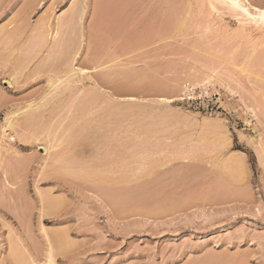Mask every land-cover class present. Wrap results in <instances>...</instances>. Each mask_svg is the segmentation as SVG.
Wrapping results in <instances>:
<instances>
[{
	"label": "rangeland",
	"instance_id": "obj_1",
	"mask_svg": "<svg viewBox=\"0 0 264 264\" xmlns=\"http://www.w3.org/2000/svg\"><path fill=\"white\" fill-rule=\"evenodd\" d=\"M108 1L0 0V264H264V28L208 0H133L134 5L131 0L129 6L134 7L129 10L124 0L115 1L123 8ZM248 1L252 9L264 6V0ZM72 8L76 14L83 10L82 22L70 24L78 26L74 32L65 26ZM116 8L120 15L124 10L128 16L133 10V15L120 17ZM59 17L65 18L60 26L70 30L60 27L62 37L79 36L72 38L77 46L72 39V46L68 43L72 52L66 50L73 59L71 65L77 71L84 69L80 75L84 83L79 86L84 95L85 89L87 95L93 92L94 99L100 94L99 101L91 99L93 105L89 96L86 99L103 108L89 109V104V112L85 111L80 100L86 96L81 95L82 105L77 107H84V113L76 110L73 114L80 116L64 124L68 123L65 131L75 119L77 128L69 127L74 131L68 136L74 137L71 145L72 138H65L63 127L55 142L46 134L41 138L43 132L37 128L34 134L33 128L27 131L22 123L25 115H21L29 103L39 101L61 69L58 64L65 55L53 57L46 52L55 47L48 25L57 27ZM179 21H185L182 29ZM135 36L143 38V44ZM4 54L12 57L7 60ZM96 72L100 78L112 75L111 82L101 80ZM95 77L102 84L94 82ZM104 101L117 104L109 107ZM118 103L125 111H114ZM109 109L111 117L106 116ZM94 111L102 114L91 117L93 121L89 116ZM87 118L98 126H89ZM107 120L112 123L107 125ZM77 121L86 126L82 131ZM59 139L68 143L58 147ZM76 141L73 149L67 148ZM60 148L70 153L67 159L76 155L81 163H67L65 168L70 169L64 170L67 159ZM109 148L116 151L111 153ZM89 154L99 160H90Z\"/></svg>",
	"mask_w": 264,
	"mask_h": 264
},
{
	"label": "bare ground",
	"instance_id": "obj_2",
	"mask_svg": "<svg viewBox=\"0 0 264 264\" xmlns=\"http://www.w3.org/2000/svg\"><path fill=\"white\" fill-rule=\"evenodd\" d=\"M105 1H107V0H105ZM109 1H110V0H109ZM109 1H108L107 4H109ZM115 1H117V0H114V3L118 4V3H117L118 1H117V2H115ZM121 1H123V0H121ZM130 1H131V0H129V2H128V0H127V1H126V0L123 1L124 6L128 4V10H129V8L131 9V8L134 7V6H133V7H130V6H132V5H130V4H131ZM134 1H135V0H134ZM134 1L132 0V4H133V5H134V3H133ZM208 1H209L210 3H212V5H215L216 3H217L218 5L221 4V5L224 6V7H225V5H226V7H227V8L229 7L230 10H232L233 12L236 11V14H237V13H238V14L240 13V14H239L240 16L243 15V16L247 17V18L244 17V19H246V20L249 19L251 23L254 22V23L256 24V26H257V25L259 26L260 29H261L262 27L264 28V6H263V8H262V7H261V8H256V7L254 6L253 8H255V9H252L251 6H253V5L250 3V4H251V6H250V4H249L250 1H248V0H208ZM84 2H85V0H84ZM84 2H83V3H84ZM99 2H101V1H99ZM110 2H111V1H110ZM126 2H127V3H126ZM137 2H138V1H137ZM94 3H95V2H94ZM97 3H98V2H97ZM112 3H113V1H112ZM119 3H120V2H119ZM200 3H201V2H200ZM78 4H82V3L80 2V3H78ZM100 4H101V3H100ZM104 4H105V3H104ZM120 4H121V3H120ZM120 4H118V7H122V8H123L122 5L119 6ZM135 4H136V2H135ZM223 4H224V5H223ZM82 5H83V4H82ZM82 5H79V8H80V7L84 8ZM85 5H86V3L84 4V6H85ZM92 5H93V4H92ZM94 5H95V4H94ZM97 5H99V4H96V6H97ZM114 5H115V4H114ZM114 5H113V6H114ZM129 5H130V6H129ZM190 5H191V4H190ZM218 5H216L217 8H218ZM221 5H220V6H221ZM89 6H90V5H89ZM101 6H102V4H101ZM109 6H110V5H109ZM109 6H107V7H109ZM205 6H206V5H205ZM220 6H219V7H220ZM71 7H72V6H71ZM74 7H75V9L77 8L76 6H74ZM107 7H106V6H103V8H107ZM116 7H117V5H116ZM137 7H139V4H138ZM137 7H136V8H137ZM208 7H209V5H208ZM226 7H225V8H226ZM85 8H86V7H85ZM97 8H98V7H97ZM103 8H101V9H103ZM122 8H121V10H122ZM191 8H192V7H191ZM229 8H228V9H229ZM75 9L72 8V12H73V10H75ZM110 9H111V7H110ZM114 9H115V7L113 8V11H114ZM116 9H117V10L115 11L116 14H117V13L119 14L120 9H119V10H118V8H116ZM137 9H138V8H137ZM139 9H140V8H139ZM188 9H189V8H188ZM202 9H203V8H202ZM214 9H215V7H214ZM80 10H82V9H80ZM80 10L77 11L78 14H80ZM85 10H86V9H85ZM85 10H84V11H85ZM95 10H96V9H95ZM123 10H124V9H123ZM123 10H122V11H123ZM191 10H192V9H191ZM230 10H229V11H230ZM69 11H71V10H69ZM82 11H83V10H82ZM100 11H101V10H100ZM106 11H107V10H105V12H106ZM108 11H109V8H108ZM124 11H125V10H124ZM124 11H123V13H121V15L119 14L120 17H121L123 14H124V15L126 14L127 17H129V16L131 15L130 13H132L133 10L128 11V12H129V16H128V13H126V12L124 13ZM126 11H127V9H126ZM203 11H204V10H203ZM212 11H213V9H212ZM232 11H231V12H232ZM67 12H68V11H67ZM67 12H66V13H67ZM72 12H70V13H72ZM75 12H76V11H75ZM115 12H114V13H115ZM142 12H143V11H142ZM217 12H218V11H217ZM233 12H232V13H233ZM66 13H65V14H66ZM103 13H104V11H103ZM106 13H107V12H106ZM67 14H68V13H67ZM67 14H66V15H67ZM78 14H76V13L73 12L72 15H70L71 17H70V16L68 17V15H69V14H68L67 17H65V18H67V19L65 20V21L68 23V24L66 23L67 25L64 23V19H65V18L63 19V17H61V19H60V17H59V19L57 20V24H56L57 27H55L54 29L52 28L53 26L48 25V26L50 27V29L52 30V34H51L52 36H51V35H50V36H51V37L54 36L53 39H54V41H55V43H51V44H54L55 47H54V48L52 47L53 49L50 47V50L47 49L48 51H46V52H49V55H51V56L54 54L53 57L55 56L56 53H57L56 57H58V54H60L59 56H61V55H62V56L65 55V56L62 57V58L60 57V58H61V64H58V63H57V64H58L59 66H61V69H60V67L57 68V69H60V70L56 71L57 73L54 74L55 77H54V78L51 77L52 79L49 80V82H48V84H49V85H48V88L46 89V91H45V93L43 94V96H41V98L39 99V101L29 103V104L26 106V108L29 109V110L27 109L29 112H28L27 110H25V111H23V113H21V115H22V114L25 115V116H23L24 118L22 117V118H23L22 123H23L25 126H24L23 124H20V126H21V125L24 126V127L27 129V131H29V130H28L29 128H33V131H34V132H32L33 134L36 132L35 128H37L38 131L40 130V134L43 132L41 138L43 137V135L46 134V135H48V137L51 136L52 139H53V137H54V140H55V139H58L57 137H59L61 134H63L62 131H64V127H66V125L68 124V123H67V124L64 126V124L67 122L66 119L69 118L68 120H70L71 117H72V119H73L75 116H80L79 113H78V115H74V114H73V113L76 112V110H77V112H79V111L81 110V109L79 110L78 107H80L82 104L85 103L84 105H85V107L87 108V107L89 106L90 103H92V105L95 103V101H94V103H93V101H92L91 99H93V100L96 99V100H97V97H98V98L100 97V96H97L98 93H96V96H97V97L95 96V99H94V96H93L94 93H93V92L90 93V91L88 92L89 94L87 95V91H88L87 89H85L86 94L84 95V90L82 89L83 86H79V84H81V82H83V80L85 79V78H83V77L80 76V75H82V74L84 73V69H78V71H77V69H75V67H73V64L71 65V60L73 61V59H72V57H71V60H70V54H69L70 52H72V51H70L72 48L69 47V45H70V46H72V45L74 46V44H75V41H73V39H74V38H73V36H74L73 34H74V33H72L73 36H72L71 33H70V35L72 36L71 38H70V36H69V38H68L67 35H66V36L64 35L65 37H67V39H65V37H62V36H61L62 34H64V31H63L62 29L65 30L66 27L63 28V27L60 26V24H61V25H64V24H65V26H69V25L71 24V25L73 26V25H74L76 22H78V21L82 22V21H81V19H82V18H81V15L83 14V12H82V14H80V15H78ZM104 14H105V13H104ZM104 14H102L101 16H104ZM118 14H117V15H118ZM137 14H138V12H137ZM137 14L135 13V14H134V17H135V15H137ZM139 14H140V13H139ZM185 14H186V13H185ZM63 15H64V14H63ZM109 15H110V14H108V16H109ZM113 15H114V14H113ZM117 15H116V16H117ZM132 15H133V13H132ZM83 16H84V15H83ZM83 16H82V17H83ZM101 16H100V17H101ZM199 16H200V15H199ZM127 17H125V18H127ZM131 17H133V16H131ZM131 17H130V18H131ZM161 17H162V16H161ZM202 17H203V16H202ZM241 17H242V16H241ZM105 18H106V17H105ZM105 18H104V20H106ZM114 18H115V17H114ZM114 18H113V19H114ZM123 18H124V16H123ZM130 18H128V19H130ZM184 18H185V16H184ZM101 19H102V18H101ZM101 19H100V20H101ZM110 19H112V16H111ZM134 19L136 20V18H134ZM161 19H162V18H161ZM61 20H62V21H61ZM114 20H115V19H114ZM122 20H123V19H121V20L119 19V21H122ZM126 20H127V19H126ZM249 20H248V21H249ZM110 21H111V20H110ZM115 21H116V20H115ZM115 21H114V22H115ZM60 22H63V24L60 23ZM117 22H118V21H116V25H117ZM124 22H125V21H124ZM131 22H132V21H131ZM179 22H180V21H179ZM179 22H178V26H179L180 24H181V25H182V24H185V21H184V22L181 21L180 23H179ZM59 23H60V24H59ZM128 23H129V22H128ZM248 23H249V22H248ZM46 24H47V22H46ZM113 24H114V23H113ZM124 24H125V23H124ZM129 24H130V23H129ZM255 24H254V25H255ZM71 25L69 26V29H70L71 31L74 32V28H76V27H78V26L75 25L76 27L74 26V28H73V27H71ZM111 25H112V24H111ZM116 25H115V26H116ZM121 25H122V24H121ZM126 25H127V24H126ZM126 25H125V27H126ZM181 25H180L179 28H181ZM108 26H109V24H108ZM119 26H120V25H119ZM182 26H184V25H182ZM49 27H48V28H49ZM60 27H61L62 29H61ZM79 27H80V26H79ZM127 27H128V26H127ZM71 28H73V29H71ZM182 28H183V27H182ZM182 28H181V29H182ZM46 29H47V28H46ZM60 29L62 30L63 33L61 32ZM127 29H128V28H126V30H127ZM16 30H18V29H16ZM16 30H15V31H16ZM21 30H22V29H21ZM67 30H68V28H66V31H67ZM70 30H68V32H69ZM77 30H80V28L77 29ZM117 30H118V29H117ZM122 30H123V28H122ZM124 30H125V29H124ZM128 30H129V29H128ZM15 31H14V32H15ZM48 31H49V29H48ZM48 31H47V32H48ZM120 31H121V29H120ZM120 31H119V32H120ZM1 32H3V30H2ZM44 32H45V29H44ZM47 32H45V33H47ZM50 32H51V31H50ZM77 32L79 33V31H77ZM135 32H136V31H135ZM7 33H8V32H7ZM18 33H19V32H18ZM21 33H22V32H21ZM66 33H67V32H65V34H66ZM78 33H76V34L78 35ZM117 33H118V32H117ZM122 33H123V31H122ZM125 33H126V32H125ZM130 33H131V30H130ZM19 34H20V33H19ZM19 34H18V37H19ZM79 34H80V33H79ZM138 34H139V33H138ZM8 35H10V34H7V36H8ZM15 35H16V32H15ZM15 35H14V36H15ZM20 35H21V34H20ZM43 35H45V34H43ZM43 35H42V36H43ZM46 35H48V34H46ZM68 35H69V34H68ZM135 35H136V34H135ZM0 36H1V35H0ZM12 36H13V35H12ZM59 36H60V37H59ZM129 36H130V34H129ZM129 36H128V37L126 36V37H127V40H128V38H129ZM132 36H133V35H132ZM132 36L130 37L131 39H133ZM140 36H141V35H140ZM18 37H17V38H18ZM75 37H76V36H75ZM77 37H78L77 39L75 38L76 40L79 39V36H77ZM135 37H136V36H135ZM138 37H139V35H138ZM3 38H4V37H3ZM10 38H11V37H9V39H10ZM12 38H13V37H12ZM39 38H41V37H39ZM39 38H38V39H39ZM44 38H45V37H44ZM46 38H48V37H46ZM72 38H73V39H72ZM136 38H137V37H136ZM7 39H8V38H7ZM48 39H49V38H48ZM53 39H52V40H53ZM71 39H72V40H71ZM75 39H74V40H75ZM111 39H112V38H111ZM137 39H138V38H137ZM137 39H136V40L134 39L133 41H138V40H140V42H141V39H143V38H140V39H138V40H137ZM3 40H5V39H3ZM35 40H36V39H35ZM40 40H42V39H40ZM70 40L72 41V45H71V41H70ZM83 40H84V39H83ZM1 41H2V40H1ZM1 41H0V45L2 44ZM11 41H12V40H11ZM37 41H38V40H37ZM37 41H35V42H37ZM42 41H44V40H42ZM42 41H41V42H42ZM45 41H46V40H45ZM48 41H49V40H48ZM54 41H53V42H54ZM112 41H114V40H112ZM142 41H145V40L143 39ZM73 42H74V44H73ZM78 42H79V41H78ZM129 42H130V41H129ZM4 43H5V42H4ZM6 43H7V42H6ZM6 43H5V44H6ZM8 43H10V42H8ZM37 43H39V42H37ZM37 43H36V44H37ZM42 43H43V42H42ZM45 43H46V42H45ZM45 43H43V45H44ZM68 43H69V45H68ZM135 43H136V44H135ZM141 43L143 44V42H141ZM5 44H3V45H5ZM36 44H35V45H36ZM126 44H127V41H126ZM134 44L137 46V42H134ZM138 44H139V43H138ZM6 45H7V44H6ZM37 45H38V44H37ZM39 45H40V44H39ZM41 45H42V44H41ZM43 45H42V46H43ZM65 45H67L66 49H65V47H64ZM75 45H76V44H75ZM88 45H89V44H88ZM1 46H2V45H1ZM42 46H40V47H42ZM46 46H48V45H46ZM46 46H45V47H46ZM50 46H53V45H50ZM76 46H77V45H76ZM126 46H128V45H126ZM138 46H139V45H138ZM4 47H6V46H4ZM8 47H9V46H7V48H8ZM63 47H64V50H65V54H63V53H64V51H63ZM68 47L70 48V50H69ZM0 48H1V47H0ZM9 48H10V47H9ZM14 48H15V47H14ZM43 48H44V46H43ZM128 48H129V47H128ZM4 49H5V50H8V49H6V48H4ZM11 49H12V48H11ZM41 49H42V48H41ZM67 49H68L69 53H67V51H66ZM12 50H13V49H12ZM14 50H16V49H14ZM75 50H76V49H75ZM1 51H3V50L1 49L0 52H1ZM19 51H20V50H19ZM41 51H42V50H41ZM62 51H63V52H62ZM77 51H78V50H76V52H77ZM9 52H10V51H9ZM60 52H61V53H60ZM3 53H5V52H3ZM6 53H8V52H6ZM12 53H13V51H12ZM12 53H10V54H12ZM66 53H67V54H66ZM8 54H9V53H8ZM68 54H69V55H68ZM71 54H72V53H71ZM74 54H75V52H74ZM4 55H5V54H4ZM12 55H13V54H12ZM27 55H28V54H27ZM29 55H30V54H29ZM45 55H46V54H45ZM47 55H48V54H47ZM67 55H68V56H67ZM2 56H3V54H2ZM5 56H7V58H8L9 56L12 57L11 55H9V56H8V55H5ZM16 56L19 57L18 55H16ZM22 56H23V54H22ZM25 56H26V55H24V58H26ZM43 56H44V55H43ZM14 57H15V56H14ZM30 57H31V56H30ZM30 57H29V58H30ZM33 57H36V56H33ZM45 57H48V56H44L43 59L46 60ZM65 57H66V58H65ZM68 57H69V58H68ZM1 58H2V57H1ZM39 58H40V57H39ZM48 58H49V57H48ZM48 58H47V59H48ZM73 58L75 59V57H73ZM9 59H10V58H8L7 60H9ZM20 59L22 60V58H20ZM33 59H34V58H33ZM40 59L42 60V58H40ZM51 59H52V58H51ZM56 59H57V58H56ZM87 59H88V58H87ZM92 59H94V58H92ZM92 59H89V60H92ZM95 59H96V58H95ZM103 59H104V58H103ZM108 59H109V58H108ZM11 60H13V58H12ZM21 60H20V61H21ZM24 60H25V59H24ZM28 60L30 61V59H28ZM28 60H27V61H28ZM35 60H36V59H35ZM49 60H50V59H49ZM53 60H54V59H53ZM96 60L98 61L99 59H96ZM96 60H95V61H96ZM3 61H5V59H4ZM22 61H23V60H22ZM31 61H32V60H31ZM31 61H30V62H31ZM36 61H37V60H36ZM39 61H40V60H39ZM57 61H59V60L57 59ZM57 61H56V62H57ZM83 61H86V60H83ZM83 61H81V62L83 63ZM99 61H100V60H99ZM99 61H98V62H99ZM106 61H107V60H106ZM109 61H110V60H109ZM6 62L8 63V61H6ZM11 62H12V61H10L9 63L11 64ZM17 62H18V60H17ZM24 62H25V61H24ZM24 62H23V63H24ZM30 62H29V63H30ZM51 62H53V61H51ZM92 62H93V61H91V63H92ZM101 62H102V60H101ZM228 62H229V61H228ZM228 62H227V64H228ZM3 63H4V62H3ZM7 63H6V65H7ZM9 63H8V64H9ZM12 63H13V62H12ZM14 63H15V61H14ZM20 63H21V62H20ZM54 63H55V62H54ZM85 63H86V62H85ZM85 63H83V64L85 65ZM91 63H90V64H91ZM96 63H97V62H96ZM96 63H95V64H96ZM231 63H232V62L230 61V64H231ZM16 64H17V63H16ZM16 64H15V66H17V68H18V65H19V64H18V65H16ZM24 64H25V63H24ZM30 64H31V63H30ZM37 64H39V62H38ZM40 64H41V63H40ZM45 64H46V63H45ZM48 64H49V63H48ZM48 64H47L46 66H52V65H50V64L48 65ZM57 64L55 63V65H57ZM83 64H82V65H83ZM227 64H226V65H227ZM232 64H233V63H232ZM11 65H12V64H11ZM13 65H14V64H13ZM28 65H29V64H28ZM53 65H54V64H53ZM55 65H54V66H55ZM93 65H94V64H93ZM102 65H103V64H102ZM228 65H229V64H228ZM15 66H13V67H15ZM19 66H20V65H19ZM41 66H42V65H41ZM41 66H40V67H41ZM46 66H44V67H46ZM79 66H81V65H79ZM87 66H88V65H87ZM100 66H101V65H100ZM233 66H234V65H233ZM20 67H22V66H20ZM37 67H38V66H37ZM44 67H43V69H44ZM57 67H58V66H57ZM106 67H107V66H106ZM227 67H228V66H227ZM229 67H230V66H229ZM34 68H36V67H34ZM48 68H49V67H48ZM82 68H83V67H82ZM91 68H92V67H91ZM97 68H98V67L96 66V69H97ZM103 68H105V67H103ZM9 69H10V68H9ZM9 69H8V70H9ZM32 69H33V68H32ZM37 69H39V68H36L35 70L37 71ZM43 69H41V71H42ZM46 69H47V67H46ZM54 69H56V68H54ZM96 69H95V70H96ZM100 69H101V68H100ZM100 69H98V71H99ZM11 70H12V68H11ZM19 70H21V69H18V71H19ZM24 70H25V68H24ZM24 70H22L21 72H23ZM49 70H50V69H49ZM49 70H44L43 73H45V71H48V72H49ZM52 70H53V69H51V71H52ZM9 71H10V70H9ZM12 71H13V70H12ZM41 71H38V72H41ZM51 71H50V72H51ZM53 71H55V70H53ZM101 71H102V70H101ZM15 72L17 73V71H15ZM38 72H37V74H38ZM9 73H12V72H9ZM16 73H15V74H16ZM34 73H35V72H34ZM34 73L32 72V75H33ZM96 73H97V72H96ZM101 73H102V72H101ZM105 73H106V72H103V74H105ZM107 73H108V72H107ZM118 73H119V72H118ZM118 73H117V74H118ZM17 74H18V73H17ZM17 74H16V75H17ZM23 74H24V73H23ZM39 74H40V73H39ZM41 74H42V73H41ZM109 74H110V72H109ZM12 75H13V74H12ZM16 75H13V76H16ZM20 75H21V74L19 73V75H17V76L20 77ZM35 75H36V74H35ZM46 75H47V74H46ZM48 75H49V74H48ZM50 75H51V73H50ZM101 75H102V74H101ZM119 75H120V74H119ZM119 75H118V77H119ZM127 75H128V74H127ZM27 76H28V74H27ZM39 76H40V75H39ZM41 76H42V75H41ZM51 76H52V75H51ZM75 76H78V77H75ZM97 76H98V73H97ZM97 76H96V77H97ZM102 76H103V78H102V77L100 78L99 76H98V77H99L101 80H104V81H108V80H109V79H108L109 77H110V80L112 79V78H111L112 75H111V76L102 75ZM104 76H106V77H104ZM122 76L124 77V74H123ZM125 76H126V75H125ZM9 77H10V76H9ZM29 77H32V78H33L34 76H31V75L29 74ZM29 77L27 78L28 80H29ZM36 77H37V76H36ZM46 77H47V76H46ZM80 77H81V78H80ZM89 77H90V76H89ZM93 77H94V76H93ZM93 77L91 76L90 79L93 78ZM96 77H95V79H96ZM120 77H121V75H120ZM126 77H127V76H126ZM12 78H13V77H12ZM20 78H21V77H20ZM23 78H24V80H25L26 76L23 77ZM74 78H75V79H74ZM82 78H83V79H82ZM124 78H125V77H124ZM128 78H129V77H128ZM21 79H22V78H21ZM105 79H106V80H105ZM22 80H23V79H22ZM28 80H27V81H28ZM96 80H97V81L94 80V82H98V79H96ZM110 80H109V81H110ZM123 80H124V79H123ZM15 81H17L16 77H15L14 82H15ZM20 81H21V80H19V83H20ZM27 81H26V82H27ZM30 81H31V80H30ZM91 81H92V80H91ZM207 81H208V80H207ZM102 82H103V81H102ZM110 82H111V81H110ZM83 83H84V82H83ZM104 83H106V82H104ZM104 83H103V84H104ZM98 84H102V83H101V82H100V83L98 82ZM106 84H109V83H106ZM113 84H114V83H113ZM81 85H82V84H81ZM95 85H96V83H95ZM111 85H112V84H111ZM100 86L102 87V85H100ZM108 86H110V85H108ZM190 86H191V85H190ZM86 87H87V86H86ZM89 87H90V86H89ZM111 87H112V86H111ZM113 87H114V86H113ZM117 87H118V86H117ZM87 88H88V87H87ZM90 88L94 89L95 87L93 88V87L91 86ZM97 88H98V87H97ZM88 89H89V88H88ZM95 89H96V88H95ZM115 89H116V87H115ZM115 89H113V91H114ZM89 90H90V89H89ZM80 91H81V92L83 91V93H80ZM92 91H95V90H92ZM97 91H98V90H96L95 92H97ZM99 92H102V91H99ZM117 92H118V89H117ZM117 92H115V94H117ZM113 93H114V92H113ZM119 93H120V92H119ZM119 93H118V94H119ZM188 93H189V92H188ZM90 94H92L93 98L90 96ZM186 94H187V93H186ZM81 95H82V96H86V97L83 98V97H81ZM94 95H95V94H94ZM98 95H100V94H98ZM112 95H113V94H112ZM190 95H191V94H190ZM87 96L90 97V100L88 99ZM106 96H107V95H106ZM80 97H81V99L83 98V101L80 100V101L82 102V104H81L80 101L78 102V100L80 99ZM101 97H102V94H101ZM107 97H108V96H107ZM86 98L88 99V101H90L89 104H88V101H87ZM102 98H103V97H102ZM104 98H105V97H104ZM84 99H85L86 101H85ZM107 99H108V98H107ZM113 99H114V98H113ZM103 100H105V99H103ZM103 100H102V101H103ZM91 101H92V102H91ZM97 101H99V100H97ZM106 101L109 102L110 100H106ZM113 101H114V100H113ZM100 102H101V101H100ZM96 103H97V102H96ZM103 103H104L106 106H109V105H110L111 103H113V102H111L110 104H109V103L107 104V103L104 101ZM103 103H102V104H103ZM77 104L79 105L78 107H77ZM98 104H100V103H98ZM98 104H95V105L97 106ZM113 104L116 105L117 103H116V104L113 103ZM123 104H124V103H123ZM90 105H91V104H90ZM92 105H91V106H92ZM95 105L92 106V107L90 106L89 109H90V108H95V107H96ZM105 105H103V106H105ZM99 106H101V105H98L97 107L99 108ZM111 106H112V105H111ZM76 107H77L78 109H76ZM82 107H83V106H82ZM97 107H96V108H97ZM109 107H110V106H109ZM109 107H107L106 109H108ZM112 107H114V106H112ZM115 107H117V106H115ZM115 107H114V108H115ZM120 107H121V105L119 106V103H118L117 110H119V111H117L116 108H115L114 111H115V112H122V111H125V110H122L123 108H120ZM122 107H124V106H122ZM20 108H21V107H20ZM83 108H84V107H83ZM83 108H82L81 112H83ZM86 108H85V109H86ZM96 108H95V109H96ZM119 108L121 109V111H120ZM130 108H131V107H130ZM130 108H129V109H130ZM22 109H23V108H22ZM74 109H75V111H74ZM99 109L102 110L103 108H99ZM112 109H113V108H112ZM112 109H111V110H112ZM19 110H20V109H19ZM23 110H24V109H23ZM78 110H79V111H78ZM87 110H88V108H87L85 111H87ZM100 110H97V111H100ZM26 111H27V113H25ZM104 111H106V110H104ZM112 111H113V110H112ZM252 111H253V110H252ZM16 112H17V111H16ZM18 112H19V111H18ZM18 112H17V113H18ZM77 112H76L75 114H77ZM88 112H89V110H88ZM90 112H93L92 109H91ZM101 112H102V111H101ZM70 113H72L73 116H72ZM83 113H84V112H83ZM104 113H105V112H103V114H104ZM107 113H108V114H107ZM107 113H106V116H107V115H110L109 117H111L112 113H110V109H109V112H107ZM109 113H110V114H109ZM125 113H126V112H125ZM127 113H128V112H127ZM135 113H136V112H135ZM135 113H134V114H135ZM253 113H254V111H253ZM13 114H14V113H13ZM15 114H16V113H15ZM68 114L71 115V116H69ZM80 114H81V113H80ZM88 114H89V113H88ZM91 114H93V116H89V118L94 117L95 114H98V116H97V118H98L99 115H101L102 113H98V112L94 111V113H91ZM91 114H90V115H91ZM115 114H116V113H115ZM117 114H118V113H117ZM117 114H116V115H117ZM132 114H133V113H132ZM17 115L20 116L19 114H17ZM83 115H84V114H83ZM86 115H87V114H86ZM113 115H114V114H113ZM120 115H121V118H122L123 116H122L121 113H120L118 116L120 117ZM123 115H124V114H123ZM126 115H127V114H125V116H126ZM9 116H10V115H9ZM13 116H14V115H13ZM68 116H69V117H68ZM95 116H96V115H95ZM103 116H104V115H103ZM118 116H116V117H118ZM125 116H124V117H125ZM127 116H128V115H127ZM130 116H131V115H130ZM16 117H17V116H16ZM16 117H15V118H16ZM81 117H82V116H81ZM81 117H80V118H81ZM101 117H102V116H101ZM113 117H115V115H114ZM19 118H20V117H19ZM19 118H18V119H19ZM77 118H78V117H77ZM82 118H83V117H82ZM94 118H95V117H94ZM94 118H93V119H94ZM104 118H106V117L104 116ZM125 118H126V117H125ZM8 119H9V118H8ZM16 119H17V118H16ZM18 119H17V120H18ZM91 119H92V118H91ZM91 119H90V120H91ZM93 119H92V120H93ZM100 119H101V118H100ZM108 119L110 120L111 118H108ZM115 119H116V118H115ZM13 120H14V119H13ZM13 120H11V122H12ZM20 120H21V118H20ZM20 120H18V122H19ZM65 120H66V121H65ZM78 120H79V119H78ZM84 120H86V118L83 119V122H84ZM98 120H99V119H98ZM98 120H96V122H97ZM101 120L104 121V120H106V119H103V118H102ZM101 120H100V122H101ZM109 120H107V123H106L107 125H108V123L111 121V120H110V121H109ZM113 120H114V118H113ZM120 120H121V119H120ZM64 121H65V122H64ZM73 121H74V123H75V119H74ZM79 121H80V120H79ZM79 121H77V124H78ZM87 121H89L88 118H87ZM87 121H85V122H87ZM93 121H94V120H93ZM93 121H92V123H91L90 121H89L90 123L87 122V123H89L88 125L90 126L91 124H93V125L96 124V126H98L97 123H95V122H93ZM7 122H8V121H7ZM9 122H10V120H9ZM63 122H64V123H63ZM70 122L72 123V120H70ZM104 122H105V121H104ZM116 122H118V121H116ZM15 123H17V121H16ZM74 123H73V125H70V126L68 125L69 127L72 128V130H74L75 128H77V127H75L76 125H74ZM101 123H102V122H101ZM111 123H112V122H111ZM111 123H109V125H110ZM62 124H63V125H62ZM69 124H70V123H69ZM79 124H80V123H79ZM79 124H78V129H79V127H80V129H81V131H82L83 127H86V126L83 125V127H81L82 125L79 126ZM83 124H84V123H83ZM98 124H100V123H98ZM85 125H86V124H85ZM88 125H87V126H88ZM93 125H92V126H93ZM102 125H103V124H102ZM107 125H105V127H107ZM118 125H119V124H118ZM118 125H117V126H118ZM8 126H9V127H13V124L10 123ZM16 126H17V125H16ZM72 126H74V127H72ZM92 126H91V127H92ZM96 126L94 125L93 127H96ZM103 126H104V125H103ZM117 126H116V128H117ZM18 127H19V125H18ZM24 127H23L22 130H25ZM62 127H63V130L61 129ZM69 127H67L68 129H65V131L67 130L66 133H65V131H64V133H65L64 135L67 136V137H65L66 139H70V137L72 136V133L74 132V131L72 132V130L69 129ZM101 127H102V126H101ZM109 127H110V126H109ZM20 128H22V127H20ZM97 128H99V127H97ZM116 128H115V129H116ZM124 128H125V126H124ZM124 128H122V129H124ZM12 129H13V128H12ZM12 129H11V130H12ZM16 129H17V128H16ZM91 129H92V132H93V129H95V128H91ZM100 129H101V128H100ZM103 129H104V127H103ZM103 129H102V130H103ZM110 129H111V127H110ZM118 129H119V128H118ZM120 129H121V127H120ZM17 130H18V129H17ZM17 130H15V131L17 132ZM42 130H43V131H42ZM61 130H62V131H61ZM84 130H85V129H84ZM84 130H83V131H84ZM89 130H90V128H89ZM106 130H107V129H106ZM106 130H104V131H106ZM116 130H117V129H116ZM19 131H20V130H19ZM25 131H26V130H25ZM60 131L62 132L61 134H60ZM68 131H71V132H68ZM76 131H78V130H76ZM79 131H80V130H79ZM97 131H98V129H96V132H97ZM108 131H109V128H108ZM108 131H106V132H108ZM112 131H114V130H112ZM122 131H123V130H122ZM16 132H15V133H16ZM87 132H88V130H87ZM102 132H103V131H102ZM115 132H116V131H115ZM123 132H124V131H123ZM123 132H122V133H123ZM38 133H39V132H38ZM79 133H82V132H79ZM84 133H85V132H84ZM88 133H89V135L91 134L90 131H89ZM88 133H87V134H88ZM97 133H98V132H97ZM103 133H104V132H103ZM111 133H113V132H111ZM111 133H110V134H111ZM122 133L119 132V134H122ZM13 134H14V133H13ZM22 134L25 135V133H21V135H22ZM27 134H28V133H27ZM51 134H52V135H51ZM66 134H67V135H66ZM70 134H71V136L68 138V136H69ZM73 134H74V133H73ZM77 134H78V133H77ZM77 134H75V135H77ZM82 134H83V133H82ZM82 134H78V135H79V136H80V135L83 136ZM87 134H86V135H87ZM92 134H93V133H92ZM99 134L101 135L100 132H99ZM114 134H115V133H114ZM116 134H117V133H116ZM46 135H45V137H46ZM58 135H59V136H58ZM75 135H73V136H75ZM78 135H77V136H78ZM89 135L86 136V137H89ZM100 135L98 136V138L100 137ZM105 135H106V133H105ZM108 135H109V134H107V136H108ZM123 135H124V134H123ZM3 136H4V135H3ZM16 136H17V134H16ZM33 136H34V135H33ZM36 136H37V135H36ZM61 136H62V135H61ZM79 136H78V137H79ZM113 136H114V135H113ZM113 136L111 135V137H113ZM118 136H119V135H118ZM22 137H23V136H22ZM22 137L19 136L18 138H22ZM30 137H32V136H30ZM75 137H76V136H75ZM78 137H77V138H78ZM90 137H91V136H90ZM90 137H89V138H90ZM95 137H96V134H95ZM111 137L109 136L108 138H111ZM119 137H121V135H120ZM5 138H6V137H5ZM26 138H27V137H26ZM28 138H29V137H28ZM33 138H34V137H33ZM36 138H38V137H36ZM43 138H44V137H43ZM61 138L64 139V137H61ZM71 138H72V139L69 140L70 143H68V142L65 141V142L68 143L69 145L72 144L71 141L74 139V137H71ZM77 138H76V139H77ZM79 138H80V137H79ZM81 138H83V137H81ZM91 138H93V136H92ZM96 138H97V137H96ZM108 138H107V139H108ZM123 138H124V137H123ZM23 139H24V138H23ZM47 139H48V138H47ZM76 139H75V140H76ZM83 139H84V138H83ZM93 139H94V138H93ZM102 139H103V137H102ZM102 139H101V140H102ZM107 139H105V137H104V140H107ZM120 139H122V138H120ZM120 139H119V140H120ZM7 140H8V139H7ZM20 140H21V139H20ZM27 140H28V139H27ZM34 140H35V139H34ZM75 140H74V141H75ZM85 140H88V139L86 138ZM98 140H99V139H98ZM101 140H100V141H101ZM108 140H110V139H108ZM113 140H114V139H113ZM115 140H116V139H115ZM2 141H3V140H2ZM24 141H25V140H24ZM28 141H29V140H28ZM37 141H38V140H37ZM39 141H42V140L40 139ZM48 141H50V140H48ZM51 141H52V140H51ZM56 141H58V140H55V142H56ZM59 141H60V139H59ZM67 141H68V140H67ZM88 141H89V140H88ZM88 141H87V142H88ZM95 141H96V140H95ZM110 141H111V140H110ZM110 141H109V142H110ZM122 141H123V139H122ZM25 142H27V141H25ZM29 142H30V141H29ZM55 142H54L53 144H55ZM60 142H61V144L57 143L59 146L56 144V147H57V146L60 147V145H62V143L64 142V140H63V142H62V141H60ZM65 142H64V143H65ZM72 142H73V141H72ZM87 142H86V143H87ZM90 142H93V140L90 141ZM90 142H89V145H91ZM116 142H117V141H116ZM123 142H124V141H123ZM125 142H126V141H125ZM125 142H124V143H125ZM132 142H133V141H132ZM64 143H63V144H64ZM105 143H108V142H105V141H104V144H105ZM114 143H115V142H113V144H114ZM119 143H120V142H119ZM130 143H131V142H130ZM133 143H134V142H133ZM2 144H3V143H2ZM53 144H52V145H53ZM76 144H78L77 141L75 142V144L73 143L72 147L70 146V147H67V148H72V149H73V148H74L73 146H75ZM93 144H94V143H93ZM108 144H109V143H108ZM115 144H117V143H115ZM122 144H123V143H122ZM131 144H132V143H131ZM131 144H130V145H131ZM39 145H40V144H39ZM43 145H44V144H43ZM47 145L49 146V144H47ZM65 145H66V144H65ZM97 145H98V144H97ZM101 145H102V147H103V144H102V143H101ZM53 146H54V145H53ZM53 146H52V148H51V147H50V148L53 149ZM62 146H64V145H62ZM62 146H61V148H62ZM77 146H79V145H77ZM85 146H86V144H85ZM85 146H84V149H85ZM87 146H88V144H87ZM92 146H94V145H92ZM98 146H99V145H98ZM115 146L118 148V144L115 145ZM119 146H120V145H119ZM43 147H47V146H46V143H45V146H43ZM56 147H54V148H56ZM102 147L100 146L101 149H102ZM107 147H108V146H107ZM107 147H106V148H107ZM120 147H122V145H121ZM120 147H119V148H120ZM129 147H130V146H129ZM2 148H3V147H2ZM61 148H60V151H61ZM65 148H66V146H65ZM75 148H77V147H75ZM79 148H80V147H79ZM90 148H93V147L90 146V147H89V150H90ZM96 148H97V147H96ZM96 148H95V149H96ZM112 148H114V147H112ZM119 148H118V149H119ZM132 148H133V147H132ZM93 149H94V148H93ZM95 149H94L95 152H93V153H97V152H98V154H99V153L101 152L99 149H98V150H99L100 152H99L98 150H97V152H96ZM109 149L111 150V148H109ZM0 150H1V147H0ZM45 150H46V149H45ZM57 150H58V149H57ZM67 150H68V149H67ZM67 150H65V151H67ZM75 150H76V149H75ZM75 150H73V151H75ZM79 150H80V149H79ZM82 150H83V149H82ZM82 150H81V153H82ZM103 150H105V149H103ZM106 150L108 151V148H107ZM106 150H105V151H106ZM112 150H113V151H112ZM112 150H111V153H112V152L114 153V152L116 151V149H115V151H114V149H112ZM48 151H49V150H47V153H48V155H49L51 152L49 153ZM53 151H54V150H53ZM68 151L71 152L70 150H68ZM77 151H78V150H77ZM84 151H85V150H84ZM87 151H88V150H87ZM92 151H93V150H92ZM105 151H102L103 154H104ZM45 152H46V151H45ZM55 152H56V151H55ZM61 152H63V150H62ZM89 152H90V151H89ZM89 152H88V153H89ZM122 152H123V151H122ZM56 153H57V152H56ZM81 153H80V154H81ZM84 153H85V152H84ZM107 153H108V152H107ZM118 153H119V152H118ZM128 153H129V152H128ZM67 154L69 155L70 153L67 152L66 154H64V152H63L62 157L65 155V158H66V155H67ZM90 154H91V153H90ZM90 154H89V155H90ZM109 154H110V152H109ZM50 155H51V154H50ZM52 155L55 156V154H53V152H52ZM59 155H61V154L58 152V156H59ZM83 155H84V154H83ZM100 155H101V153L99 154V156H100ZM118 155H119V154H118ZM120 155H121V154H120ZM0 156H1V155H0ZM71 156H73V155H72V154L70 155V158H71V159L68 158V159H70V160H68L67 158H66L67 160H65V158L63 157L64 160L66 161V163H64V165L62 164V162H60V163L64 166V168H63L64 170L67 169V168H68V170H69L70 168H69L68 165L73 166L74 164L72 165V163H77V160H79V159L75 160V158H77L76 155H74L75 158H74V157H71ZM85 156H88V155H85ZM90 156H91V155H90ZM90 156H89V157H90ZM96 156H97V155H96ZM102 156H103V155H102ZM111 156H112V155H111ZM49 157H50V156H48V158H49ZM62 157H61V158H62ZM68 157H69V156H68ZM91 157H92V156H91ZM123 157H124V156H123ZM128 157H129V156H128ZM46 158H47V157H46ZM57 158H59V157H57ZM61 158H59V159L61 160ZM73 158H74L75 161L72 160ZM78 158H79V157H78ZM93 158H94V157L89 158V159H90V160L92 159V161H93ZM124 158H125V157H124ZM80 159H81V158H80ZM82 159H83V157H82ZM82 159H81V160H82ZM87 159H88V158H87ZM87 159H86V161H87V162H90V160H89V159L87 160ZM94 159H96V158H94ZM101 159H102V158H101ZM105 159H107V158H105ZM126 159H127V157H126ZM64 160L62 159L61 161L64 162ZM83 160H84V159H83ZM96 160H97V159H96ZM98 160H99V158H98ZM98 160H97V161H98ZM107 160H108V159H107ZM107 160H106V161H107ZM124 160H125V159H124ZM92 161H91V162H92ZM97 161H94V162H97ZM57 162H58V161H57ZM78 162H80V160H79ZM67 163H70V164H68V165H67L68 167L65 168V166H66L65 164H67ZM80 163H81V162H80ZM82 163H83V161H82ZM92 163H93V162H92ZM121 163H122V162H121ZM53 164H54V163H53ZM56 164H59V163H55L54 165H56ZM61 164H60V166L63 167ZM85 164H86V162H85ZM87 164L90 165L89 163H87ZM76 165H77V164H76ZM76 165H75V167H72V168H76V167L78 166V165H77V166H76ZM81 165H82V164H81ZM83 165H84V164H83ZM79 166H80V164H79ZM57 167H59V166L57 165ZM81 167H82V166H81ZM84 167H86V166L84 165ZM87 167H90V166H87ZM87 167H86V168H87ZM55 168H56V167H55ZM72 168H71V169H72ZM90 168H91V167H90ZM58 169H61V168H57V170H58ZM82 169H83V167H82ZM55 170H56V169H55ZM68 170H67V171H68ZM51 171H52V168H51ZM53 171H54V170H53ZM67 171H64V174H66L65 172H67ZM72 171H73V169H72ZM72 171H71V172H72ZM76 171H77V170H76ZM62 172H63V171H62ZM68 172H70V171H68ZM68 172H67V173H68ZM45 173H46V172H45ZM45 173H44V174H45ZM60 173H61V172H60ZM72 173H73V172H72ZM50 260H51V259H50ZM52 262H53V261H52ZM52 262H51V263H52Z\"/></svg>",
	"mask_w": 264,
	"mask_h": 264
}]
</instances>
